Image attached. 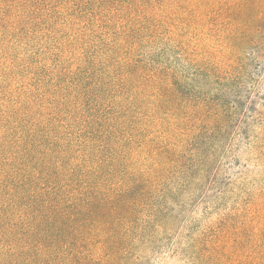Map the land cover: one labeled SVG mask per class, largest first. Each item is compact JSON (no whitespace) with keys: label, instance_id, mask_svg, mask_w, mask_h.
<instances>
[{"label":"trees","instance_id":"obj_1","mask_svg":"<svg viewBox=\"0 0 264 264\" xmlns=\"http://www.w3.org/2000/svg\"><path fill=\"white\" fill-rule=\"evenodd\" d=\"M0 264H264V0H0Z\"/></svg>","mask_w":264,"mask_h":264}]
</instances>
